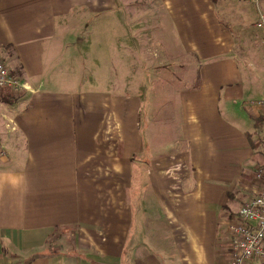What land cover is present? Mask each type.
I'll use <instances>...</instances> for the list:
<instances>
[{"label": "crops", "instance_id": "obj_1", "mask_svg": "<svg viewBox=\"0 0 264 264\" xmlns=\"http://www.w3.org/2000/svg\"><path fill=\"white\" fill-rule=\"evenodd\" d=\"M144 1L113 23L115 0H0V59L25 85L0 89V264H229L227 223L262 188L264 0ZM113 29L112 57L94 45ZM139 40L189 58L194 85L135 86V61L156 66Z\"/></svg>", "mask_w": 264, "mask_h": 264}, {"label": "rangeland", "instance_id": "obj_2", "mask_svg": "<svg viewBox=\"0 0 264 264\" xmlns=\"http://www.w3.org/2000/svg\"><path fill=\"white\" fill-rule=\"evenodd\" d=\"M144 2H145L144 0H115L116 5L117 6L122 5L123 8H121V10L118 8L117 11L114 12L113 23L117 20H120V19L123 23V21H124L123 19H125V18H123V14L124 15L126 14L125 13L126 8L124 7V4H129V5H133L134 7H138V9L134 8L132 13L135 14V16L140 17L142 10L144 9L143 8ZM221 3H223L221 6H223V9L225 8L226 11L230 8H233V9H236V8L244 9L245 8V6H244L245 1H243V0H220V4ZM161 25L165 26L163 28L164 30L161 29V32H162L161 37L164 38V41H163V43H165L164 45L168 46L170 44L169 38H171V34H170V30H169L170 28L168 27V23L165 24V23L161 22ZM154 30H156L155 33L153 32V37H154V41H155L156 39L160 38V36H159L160 30L159 29H154ZM81 35L83 37H85V39H88V38L95 37V35H97V33H95L94 29H90V30H87L86 32H81ZM105 35L106 34L103 30L102 36H105ZM151 35L152 34H150V38H151ZM114 38H115V29H113L112 39H110L106 43H104L102 41L101 45L95 44L94 46H95V48H97V47L101 48V50L99 52L103 53L105 51L108 53V55L110 54L113 57V50H115L117 48V46H119V44H113ZM162 38H161V40H163ZM143 40H145V39H143ZM150 41H151L150 43L145 41V44L141 43L140 40L138 41V43L134 42V52L133 53H135V56H136V53H139V54L143 53L145 56H147V59L149 61H151V63L152 62L156 63L155 64L156 66L151 65L147 69L146 66H142L143 61H139V60L135 61L138 65V67H135L136 70L134 71V74L137 75V78H138L134 82L135 86L137 84V81H142V80H145L148 85L156 84L157 80H155V79H158L161 76L160 74H162V72L164 73L162 78L167 80V83H174L178 87H179V85L180 86L194 85L193 76L190 75L189 71H188L190 68L189 67L190 64H194V63L192 61H190L189 58H185V57L182 59L176 58L174 60L164 59L165 57H163V54L161 56L157 51V43L153 44L152 40H150ZM122 46H125V44H123ZM148 47H150L149 53H147ZM111 63H113V60L111 61ZM159 63L165 64V66H166L165 70H163V71H162V69H160L159 71L155 70V69L160 67V66H158V65H160ZM144 68H146V69H144ZM88 70H90V69L87 68V70H86V76H85L86 81L88 78L90 79V73L87 72ZM102 71L104 73H102V74L100 73L99 75L94 76L95 84L93 86H96V84H97V86L101 85L103 87V85L107 81H108L107 83H109V82L113 83V80L115 81L116 84H118L120 81H127V79L131 80L135 76V75L126 76L125 68H123L122 74L119 75L118 77H114V79H113V70L108 71L110 73V75H109V73L106 74L105 69H102ZM98 81H100V83ZM189 81H192L191 82L192 84ZM130 87H132V86H129V88ZM111 90H112L111 92L113 93V84H111ZM122 91L127 92V90H122ZM65 242H67V241H65Z\"/></svg>", "mask_w": 264, "mask_h": 264}, {"label": "built area", "instance_id": "obj_3", "mask_svg": "<svg viewBox=\"0 0 264 264\" xmlns=\"http://www.w3.org/2000/svg\"><path fill=\"white\" fill-rule=\"evenodd\" d=\"M259 5L261 0H243ZM256 25L264 28V12L258 11ZM25 88L24 83L11 76L0 59V89L17 92ZM5 152L0 146V157ZM256 178L262 182L258 194L243 202L236 213V219L227 223L231 258L229 264H245L250 261L264 263V168L257 169Z\"/></svg>", "mask_w": 264, "mask_h": 264}]
</instances>
